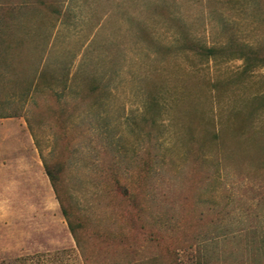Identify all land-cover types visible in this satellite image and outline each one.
I'll return each instance as SVG.
<instances>
[{"label":"rangeland","instance_id":"374dc122","mask_svg":"<svg viewBox=\"0 0 264 264\" xmlns=\"http://www.w3.org/2000/svg\"><path fill=\"white\" fill-rule=\"evenodd\" d=\"M57 1L0 0V264H264V66L172 58L171 0Z\"/></svg>","mask_w":264,"mask_h":264},{"label":"trees","instance_id":"16d2710c","mask_svg":"<svg viewBox=\"0 0 264 264\" xmlns=\"http://www.w3.org/2000/svg\"><path fill=\"white\" fill-rule=\"evenodd\" d=\"M178 1L181 0H171V14L162 19V23L169 25L171 30V46L168 51L171 52L172 58L193 57L201 63L210 60L222 62L242 60L245 63L244 76L255 68L264 66V41L252 43L249 39L251 32L258 34V28L254 24L264 25V0H186L195 1L204 10L207 9L205 13H202L204 10L201 13L208 14V17L213 20L209 21L208 34L211 37H218H215L212 43H207L206 34H202V26L200 29H193L191 25L185 22L184 17L173 10ZM156 13L153 12V14ZM238 20L245 22L246 25L243 24L244 26H242ZM137 35L144 42L154 44L155 37L147 26L139 24ZM155 46L160 51L167 52V48L157 44ZM247 77L249 76L247 75ZM98 90L89 89V92L95 94ZM148 93L147 106L149 111H155L157 115L162 114L164 100L162 95H157L151 91ZM5 117H9V115H0V118ZM44 167L60 202L69 230L78 244L75 229L69 221V212L59 193L58 178L46 163H44Z\"/></svg>","mask_w":264,"mask_h":264},{"label":"crops","instance_id":"0c3cea01","mask_svg":"<svg viewBox=\"0 0 264 264\" xmlns=\"http://www.w3.org/2000/svg\"><path fill=\"white\" fill-rule=\"evenodd\" d=\"M32 1L34 2L33 3L34 6L36 4L39 7H45V8L47 7V8L52 9V11H54V12L56 11V9H54L55 5L59 3L57 0H32ZM54 12H52V13H54ZM4 153H5V151H4Z\"/></svg>","mask_w":264,"mask_h":264}]
</instances>
